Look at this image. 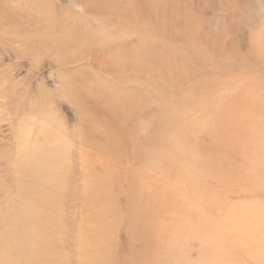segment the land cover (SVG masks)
Wrapping results in <instances>:
<instances>
[{"label":"rangeland","instance_id":"obj_1","mask_svg":"<svg viewBox=\"0 0 264 264\" xmlns=\"http://www.w3.org/2000/svg\"><path fill=\"white\" fill-rule=\"evenodd\" d=\"M111 1L81 0L82 13L71 0H0V217L24 212L0 236V264H15V246L29 250L23 264H264V9L251 0H121L119 11ZM247 6L258 25L257 68L213 74L223 78L215 87L188 92L193 74H208L203 57L220 64L230 42L245 55L247 32L229 21ZM200 7L203 22L223 31L210 38L214 54L194 33ZM41 9L53 23L31 16ZM88 10L101 21L87 24ZM121 11L142 28L120 21ZM68 18L88 36L60 30ZM116 23L117 32L103 29ZM129 36L140 50L136 42L127 54L110 49ZM33 157L46 164L47 188L20 205L10 182ZM27 212L36 214L30 224ZM138 216L152 227L134 238Z\"/></svg>","mask_w":264,"mask_h":264},{"label":"bare ground","instance_id":"obj_2","mask_svg":"<svg viewBox=\"0 0 264 264\" xmlns=\"http://www.w3.org/2000/svg\"><path fill=\"white\" fill-rule=\"evenodd\" d=\"M6 1L8 3H11V0H2L1 6L2 5H7ZM71 1L73 2L74 5L77 4L76 6L78 7V9L82 10V13H85V11L87 12V8L88 7L84 6L81 3V0H71ZM142 2H143V0H142ZM146 3L144 1V6L146 7V9L148 11L149 16L150 17L151 16L152 17H156L158 15V12H156L157 8H155L154 6H152L150 4L147 5ZM251 3L255 5L253 7L254 11L255 10L261 11V10L264 9V0H251ZM122 5H123V3L121 2V0H116L115 2L111 1V3H110V6H113L114 9H118L119 11L121 10V6ZM99 6H101V5H99ZM105 6H107V4H105L104 7ZM251 10H252V7L249 8L247 6L243 11H239L238 15H237V13H232L231 14V16H232L231 20L229 21V26L232 27V28L236 27L238 29V33H241V34L243 33L244 34V33L247 32L248 49L245 52V55H243L241 50L238 49L236 47V45H234L233 43L230 42V44H228V45H230V48H226L222 52L223 53V57L220 60L221 61L220 64L215 63L214 61L210 60V58H208V57H207L208 59L207 58L205 59L203 57L202 59L205 60L206 61L205 63H208L209 67H210V68L208 67L209 69H207V73L208 74H205V75H203L200 78L199 77L197 78V76H195L193 74L192 75V79H193L192 80V86L193 87L190 88L188 92L194 91L195 88L201 89L202 87H208V86L215 87V85H214L215 81L216 80L217 81L223 80V78L218 77V79L215 80V79H213L214 78L212 76L213 74H218L219 75V73H225V72H229V71H232V70H235V71L236 70H240L241 71L243 68L245 69V66H247L248 68H251V67H254V69L257 68V64L260 62L261 55H260V53L258 55V53L256 52V49H254L255 48V44L253 43V41H254L253 33H254L255 28L258 27V25L255 24V22H254V24L250 23L251 22L250 18H251V13H252ZM91 11L88 10V12H90L91 16L88 17L89 19H87L88 21L86 23L89 24L90 21L92 22L94 20V17H97L98 20L100 19V21H101L102 17L96 16V12H94V11L91 12ZM210 11H211V13H214L216 10L214 11V9L212 10V8H210ZM4 13H5V15H3L2 17L3 18L5 17V20L9 22L10 19H11L10 18V15H11L10 11H5ZM179 13H181V10L179 11ZM202 13H204V9H201V7H200L199 8V15L198 16L194 15V17H196V18H198L199 20L202 21V23L199 25V27L194 30V33L199 35L201 38H203L204 41H206V44L208 46V44L210 43V38H213L215 36H219V34H217V32L220 31V34H221L223 31L222 30H218V29H215L213 31V29L211 28V26L209 24H205L203 22V20H205L206 18L202 15ZM78 14L80 15V12H78ZM15 15H17V17L19 18V13L15 14ZM45 15H46V10H44V9L42 10L41 9V10H36L34 13H32L31 16L33 18H35L38 22L42 21L43 24H45V25L53 23V21L50 20V19H52V17H46ZM81 15L83 16L84 14H81ZM133 15H134V13H133ZM133 15H130L128 13L125 14V11H123V12L121 11V13L117 14L116 16L123 23H126V24L129 23L131 28L134 27V26H136L138 28H142L144 23L142 22L141 24H138V19L133 18ZM135 15L138 17V13L136 11H135ZM105 18L106 17L103 18V21L107 22V21H105ZM236 18H237V20H236ZM131 20H133V21H131ZM63 21H64L65 25L63 26V28L60 27V28H62L60 30H66V31H68L69 34L71 32H73V33H76L77 35H83V36H86V37L88 36L86 34L87 30H85V28H86L85 25L81 26V24H79V23H74L73 24L74 20L73 19H69V18L65 19ZM63 21H62V23H63ZM69 21L71 23L69 25H67V23ZM12 23H13V25H12L13 27H15L17 30L18 29L20 30V24L19 23H14L13 20H12ZM62 25L63 24L57 25V28L59 26H62ZM92 28H93V26H92ZM107 28H110L112 31H116V32L119 30V28L117 26V23L114 24V25H109V27L105 25L103 29H107ZM81 31H83V32H81ZM180 36L183 37L184 35L181 34ZM181 37H179V38H181ZM110 38H111V36L109 37V39ZM135 42H136V44H139L138 47L136 46V48L138 50H140V48H141L140 44L142 46H143V44L141 43V41L139 39H133L132 36H129V39L126 42L125 46L114 45V47L110 46L111 47L110 49L111 50L115 49V51H117V52H121L123 54L124 53L127 54V51L129 49V45H131L132 43H135ZM144 45H146V43ZM150 46L154 47L155 45L153 44V45H150ZM155 48H156V46H155ZM217 49H219V48L212 47L210 45L208 47V52H210L211 54H214L217 51ZM196 55H198L197 57L199 58V54L197 53ZM199 59H201V58H199ZM180 61H182V59L178 60L177 64H183L182 62L180 63ZM186 61H188V60H186ZM83 62H84V60L78 59V60H74V61L73 60L64 61V64L65 65H78V64L83 63ZM115 62L116 61L113 60V63H115ZM201 62L203 63L204 61H201ZM184 63L186 64L187 62H184ZM113 66H114V68H116V67L120 68V64H116V65H113ZM253 71L254 70L251 69L249 71V73H251ZM241 73H247V72L242 70ZM211 90L212 89H210L209 91L211 92ZM240 94H243V95H246V96L249 95L246 92L240 93ZM225 119H226V117L224 116L222 122L217 124V127L220 130H222V131L229 129L228 128V124L226 123L227 121ZM167 131L168 130H164L162 127H160V132L162 134H164L165 137H166V134H168ZM130 144H131V146L133 145L132 146L133 150H136V151L138 150L139 151L140 148H141V144H139L138 141H136V140H134ZM175 148L177 149L178 154L183 151L181 145H180V147L175 146ZM33 159H35L36 161H31L30 162V160H33ZM39 159L42 160V158H40V157H39ZM39 159L36 158V157H33L30 160H27L26 164L23 165L21 177L19 179H17V180H11V182H10V188H14L15 189L14 197H16L17 199L21 200V204L20 205H22L24 201L27 202V204H33V203L43 199V195L45 193L44 191L47 188L46 183L44 181L45 180V171L44 170H45V165L46 164L43 165V163ZM174 160H178V155L173 156V158L172 157L168 158V161H170V162H172ZM131 161H132V159H131ZM115 169L119 173L122 172V167L121 166L118 167V168H115ZM131 173H133V172H131ZM134 173H136V172H134ZM132 176H131V178H132V182H133L135 180L136 176H134V175H132ZM150 187H151V191H154L156 193L155 190L158 189V185L155 184L154 186L151 185ZM131 191H132V195L134 196L135 194H137L138 189L136 187L134 188L132 186ZM162 206H163V203H162V200H161L160 201V207H162ZM18 208H13L9 212H7L6 214L1 215V217H0V236H2L3 238H4V234H6L5 232H3V230L4 231L5 230H9L11 223H12V225H15V226L20 224V220H21L22 215L24 214V212H23V209L18 210ZM148 211H149V209H147V207H146L140 213L142 214V212H143V215H147ZM25 215H27L26 219L29 222V224H30L31 221L36 220V218H35L36 214L34 212H30V213L27 212V214H25ZM37 215H39V213H37ZM148 224L149 223H148L147 217H145V218L143 216L135 217V219H134V221L132 223V228H131L133 230L132 231L133 232V237L136 238L138 235L139 236L142 235L145 232V229L150 230L152 226H148ZM164 229H165V226H164V224H162V234L164 233L163 232ZM131 240L133 241L132 237H131ZM14 250L17 251V254H19L18 255L19 259L17 258V261H15V264H23L25 261H27L26 254L29 253V250H26L25 246L24 247L15 246ZM7 263H9V261H7Z\"/></svg>","mask_w":264,"mask_h":264}]
</instances>
